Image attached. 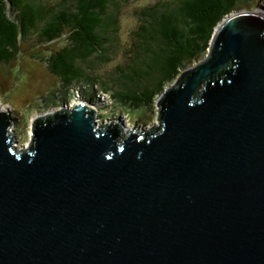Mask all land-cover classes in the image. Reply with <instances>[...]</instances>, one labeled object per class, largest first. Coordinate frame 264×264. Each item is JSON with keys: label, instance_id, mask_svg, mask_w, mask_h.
<instances>
[{"label": "water", "instance_id": "water-1", "mask_svg": "<svg viewBox=\"0 0 264 264\" xmlns=\"http://www.w3.org/2000/svg\"><path fill=\"white\" fill-rule=\"evenodd\" d=\"M194 61L123 137L78 100L15 151L0 110V264H264V17L225 14Z\"/></svg>", "mask_w": 264, "mask_h": 264}, {"label": "trees", "instance_id": "trees-1", "mask_svg": "<svg viewBox=\"0 0 264 264\" xmlns=\"http://www.w3.org/2000/svg\"><path fill=\"white\" fill-rule=\"evenodd\" d=\"M238 1L154 0L140 6L126 68L112 79L93 71L107 60L106 47L116 37L127 0H0V63L12 59L22 44H46L62 36V45L44 59L60 86L85 81L79 95L97 105L96 79L124 107L149 109L181 68L205 53L214 25L238 10Z\"/></svg>", "mask_w": 264, "mask_h": 264}, {"label": "rangeland", "instance_id": "rangeland-1", "mask_svg": "<svg viewBox=\"0 0 264 264\" xmlns=\"http://www.w3.org/2000/svg\"><path fill=\"white\" fill-rule=\"evenodd\" d=\"M152 1L154 0H127L123 4L116 37L106 47L107 60L95 64L93 75L99 74L113 79L122 68H126L131 31L136 25L134 12ZM236 7L238 10H251L264 17V0H239ZM63 41L61 36L46 44L34 45L27 42L20 45L18 53L12 59L0 63V110L6 113L9 120L6 129L10 133L9 141L13 150L25 149L29 143L30 123L34 115L59 109L69 112L72 104L78 100L87 102L93 110L95 109L92 118L96 122L95 127L110 120L118 122L121 126L119 137L125 136L129 131L145 130L157 124L155 104L149 109L124 107L110 91L101 88L102 84L94 78L96 82L92 83V88L98 100L97 105L80 97L79 89L81 85L86 84L85 81L77 79L71 84L60 86L58 79L46 69L44 59L48 51L62 45ZM203 55L197 58L200 59ZM193 61L181 70L192 65L195 62ZM156 99L155 97L154 100Z\"/></svg>", "mask_w": 264, "mask_h": 264}, {"label": "clouds", "instance_id": "clouds-1", "mask_svg": "<svg viewBox=\"0 0 264 264\" xmlns=\"http://www.w3.org/2000/svg\"><path fill=\"white\" fill-rule=\"evenodd\" d=\"M95 111V110H94ZM95 113V112H94Z\"/></svg>", "mask_w": 264, "mask_h": 264}, {"label": "bare ground", "instance_id": "bare-ground-1", "mask_svg": "<svg viewBox=\"0 0 264 264\" xmlns=\"http://www.w3.org/2000/svg\"><path fill=\"white\" fill-rule=\"evenodd\" d=\"M96 123V122H95Z\"/></svg>", "mask_w": 264, "mask_h": 264}]
</instances>
